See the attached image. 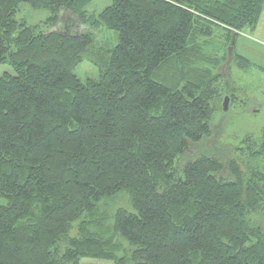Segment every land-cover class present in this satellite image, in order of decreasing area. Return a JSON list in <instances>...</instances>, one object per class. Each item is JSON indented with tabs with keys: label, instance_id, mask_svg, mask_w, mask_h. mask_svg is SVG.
<instances>
[{
	"label": "trees",
	"instance_id": "16d2710c",
	"mask_svg": "<svg viewBox=\"0 0 264 264\" xmlns=\"http://www.w3.org/2000/svg\"><path fill=\"white\" fill-rule=\"evenodd\" d=\"M92 1L0 0V264H264V129L229 145L211 124L264 0ZM23 3L50 15L17 20Z\"/></svg>",
	"mask_w": 264,
	"mask_h": 264
},
{
	"label": "rangeland",
	"instance_id": "374dc122",
	"mask_svg": "<svg viewBox=\"0 0 264 264\" xmlns=\"http://www.w3.org/2000/svg\"><path fill=\"white\" fill-rule=\"evenodd\" d=\"M110 0H93L87 5V12L92 13L100 11L106 5L110 4ZM264 7V5H263ZM50 15L48 9H34L29 5L23 3L19 6L16 13L17 20H23L27 24L33 25L40 23ZM72 21L68 18L66 21L62 18L61 25ZM77 26L69 27L72 34H79L83 31L84 26L75 19ZM74 23V24H75ZM73 26V25H72ZM63 30V29H61ZM101 32L96 33L95 44L99 47L112 48L117 43V34L115 31L102 29ZM216 31H221L216 29ZM249 39H245L242 36ZM212 40L218 42L220 37L214 36ZM238 39L236 40L237 43ZM239 41L244 43L243 53L253 63H262L264 65V9L260 15L259 21L254 28L244 27L239 35ZM260 43V44H259ZM236 51V50H235ZM237 51L238 48H237ZM264 67V66H263ZM229 69V74H228ZM3 72H10V68L6 65L0 66V75ZM75 74L85 82L96 79L98 71L96 67L88 61H83L74 69ZM220 72L222 77L218 83V90L221 94V101L215 107L214 114L211 119V124L217 128V140L221 144L236 145L246 136H257L264 129V71L254 68L252 65L247 68H240L233 63L232 57L229 56L227 65L221 66ZM229 91L234 95L229 99L228 109L223 111L222 101L225 96H228ZM0 202L2 200L0 199ZM107 212L106 227L111 226L112 214L117 207H123L131 210L129 197L126 193L120 194L113 200L106 201ZM256 221L264 227V211L262 214L255 217ZM73 234V232H70ZM121 242L122 248L128 247L124 239L118 238ZM118 255H123V251H119ZM80 264H114L112 261L96 259V258H82Z\"/></svg>",
	"mask_w": 264,
	"mask_h": 264
},
{
	"label": "crops",
	"instance_id": "0c3cea01",
	"mask_svg": "<svg viewBox=\"0 0 264 264\" xmlns=\"http://www.w3.org/2000/svg\"><path fill=\"white\" fill-rule=\"evenodd\" d=\"M263 9H264V7L262 8V11H263ZM239 35H240V32L238 33V36L236 37V40L238 39V41L236 43V40H235V44H234V50H236L235 51L236 54L239 55V56H241V57H243V58H245L254 68H256V69H258L260 71H262V70L264 71V67H263L264 65H262V63H253V62H251V60L246 57L245 53H243L244 43L243 42L241 43L239 41ZM242 37L245 38V39H249L246 36H242ZM237 48H238L239 51H237Z\"/></svg>",
	"mask_w": 264,
	"mask_h": 264
},
{
	"label": "water",
	"instance_id": "95a60500",
	"mask_svg": "<svg viewBox=\"0 0 264 264\" xmlns=\"http://www.w3.org/2000/svg\"><path fill=\"white\" fill-rule=\"evenodd\" d=\"M232 44L234 45L235 44V41L232 42ZM229 96H225L223 101H222V109L223 111H226L228 109V105H229Z\"/></svg>",
	"mask_w": 264,
	"mask_h": 264
}]
</instances>
